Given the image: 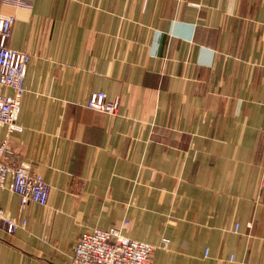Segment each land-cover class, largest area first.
I'll use <instances>...</instances> for the list:
<instances>
[{
  "label": "crops",
  "instance_id": "obj_1",
  "mask_svg": "<svg viewBox=\"0 0 264 264\" xmlns=\"http://www.w3.org/2000/svg\"><path fill=\"white\" fill-rule=\"evenodd\" d=\"M0 13L15 17L7 47L31 57L22 131L0 126V144L50 185L46 207L0 191L27 220L0 231V264H71L83 234L125 221L155 246L149 264H264V0H0ZM94 92L117 114L87 108Z\"/></svg>",
  "mask_w": 264,
  "mask_h": 264
},
{
  "label": "built area",
  "instance_id": "obj_2",
  "mask_svg": "<svg viewBox=\"0 0 264 264\" xmlns=\"http://www.w3.org/2000/svg\"><path fill=\"white\" fill-rule=\"evenodd\" d=\"M1 4L30 10L33 0H1ZM14 23L13 15L0 13V126H6L10 132H21L17 119L31 57L7 47ZM3 90H11L13 94L6 95ZM86 107L116 115L119 101L118 98L108 100L104 92H94L90 94ZM3 190L16 194L21 208L28 204L46 207L50 192V185L40 174L32 172L29 164L14 159L7 138L0 144V191ZM26 225L25 218L17 221L5 214L0 206V231L13 235L18 228ZM129 226V222L125 221L120 226L83 234L74 248L71 264H149L155 246L130 238L125 233ZM237 231L236 224L234 232ZM168 243L169 240L162 239L161 247L166 248Z\"/></svg>",
  "mask_w": 264,
  "mask_h": 264
}]
</instances>
